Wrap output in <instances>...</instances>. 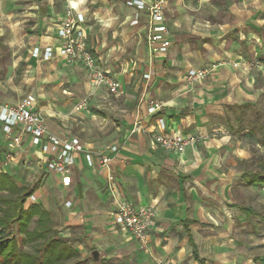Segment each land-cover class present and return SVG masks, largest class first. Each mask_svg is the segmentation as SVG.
<instances>
[{"label": "crops", "instance_id": "0c3cea01", "mask_svg": "<svg viewBox=\"0 0 264 264\" xmlns=\"http://www.w3.org/2000/svg\"><path fill=\"white\" fill-rule=\"evenodd\" d=\"M70 4L86 14L88 44L100 65L124 87L118 96L126 107L104 103L130 117L83 110L81 117H71L69 107L80 97L72 102V96L61 95L60 109L37 89L49 87L53 76L72 73L77 87L81 80L82 67L62 56H42L46 46L58 44L57 28ZM163 14L171 44L167 53L157 54L146 42L147 9L127 0H0V103L33 95L60 137H78L92 150L118 144L112 165L122 173L124 193L135 206L156 209L149 230L156 256L170 254L179 264H264V181H257L264 176V0H164ZM136 17L139 23L131 24ZM36 47L40 57L32 55ZM131 57L140 65L130 72ZM200 68L209 69L207 77L187 83L186 73ZM107 92L94 87L91 102L107 101ZM245 104L249 120L239 129L234 123L231 135L221 117L227 119L230 106ZM152 105L158 108L150 114ZM215 112L219 119H212ZM171 131L202 137L179 154L153 141L152 135ZM40 148L27 138L21 156L43 157ZM88 168L83 153L76 157L70 186L51 172L69 194L65 203L78 202L88 215L106 212L108 204L113 210L114 200L104 185L97 189ZM87 233L84 239L91 243Z\"/></svg>", "mask_w": 264, "mask_h": 264}, {"label": "built area", "instance_id": "2783aa9c", "mask_svg": "<svg viewBox=\"0 0 264 264\" xmlns=\"http://www.w3.org/2000/svg\"><path fill=\"white\" fill-rule=\"evenodd\" d=\"M127 4L135 6L138 10L147 9L146 33L149 47L157 54L167 53L170 40L165 36L169 33L164 22V0H155L148 4L146 0H127ZM86 14L69 5L66 16L57 28L58 44L48 45L43 53L39 47L32 50V55L49 60L54 56H62L71 62H79L86 69L91 82L95 86H105L115 95H123L124 87L111 72L102 67L95 52L88 44V33L85 29ZM136 17L131 24H138ZM209 74L208 68L191 69L186 73L185 80L191 84L204 80ZM149 76V75H148ZM75 110L87 108V101L81 100L75 105ZM158 106L152 105L148 113H155ZM160 124L164 123L159 118ZM31 139L35 147H41L43 157H35L40 166L59 176L64 186L72 183L73 167L76 157L84 154L87 166L102 167L106 169V186L114 200L111 212L113 222L129 232L142 245L147 242V234L154 223L155 212L151 205L135 206L130 200L124 198L111 171L114 156L119 152L118 144H108L102 149H88L78 137L63 138L49 129L46 118L37 109L36 98L28 95L17 104L0 103V140L2 141V166L9 165L11 161L19 162L17 152L26 139ZM153 141L167 150L183 154L188 146H194L199 136L181 131H171L152 135ZM1 162V161H0ZM66 205H71L70 201ZM158 264H176L172 260H160Z\"/></svg>", "mask_w": 264, "mask_h": 264}, {"label": "rangeland", "instance_id": "374dc122", "mask_svg": "<svg viewBox=\"0 0 264 264\" xmlns=\"http://www.w3.org/2000/svg\"><path fill=\"white\" fill-rule=\"evenodd\" d=\"M146 42L147 45L149 46L147 39ZM120 59L122 58L116 60L118 64H120ZM66 61H67L66 63H68L69 65L71 64L75 65L77 66V68L82 67V70L80 69L78 71V73H80V79H81L79 81L78 87L76 86V81L73 79L72 73H70V75L66 74L65 77H62L61 79L58 80L53 76L52 77L53 81L48 82V84H50L49 87H45V85L41 87L39 86L37 87V89L42 94L45 95L47 94L48 96L47 98L57 102L58 108L62 109L59 98H61V95H66V96H72V102H74L75 99L77 100L78 97H80L79 101L86 100L87 108L84 109L83 111L89 114L98 113L105 117L114 116V118L121 117V119L130 117L132 115L131 112L130 115L128 114L129 111L123 113L122 111L109 108L110 106L109 104H107L108 102H113L118 106L126 107V104L124 102L125 100L124 97L114 95L111 92L105 93V96H107L108 98L107 101L105 99H101L100 105L92 103L91 100L93 99V95H94L93 88L99 86H95L91 82V78L89 77L87 71L85 72L86 69L85 70L83 69V65H81L79 62L76 61L71 62L67 59ZM129 62L131 67V68L129 67L130 72L135 71V69L136 70L139 69L140 64L136 58L134 57L129 58ZM119 68H121L120 65ZM43 72H45L44 68H43ZM111 73L113 74V72ZM83 74L85 79L83 78ZM139 75H142V72H140ZM120 79L123 83L126 84V80L124 78L120 77ZM84 80L86 82H84ZM86 83H88L91 87L90 91L88 92H87L88 89L85 88ZM45 90L47 93H44ZM45 100L46 99L44 97L38 100L41 108L45 106L46 104ZM37 104L38 102L36 99V106ZM127 105L130 106V104ZM69 108H70V112H72V113L69 112L70 114L68 113L69 116L74 117L72 115L74 114L76 117L79 116L81 117V115H78V111L74 110V106H70ZM42 114L44 115L45 118L47 117V115H45L44 113ZM219 117L220 116L218 115V113L215 112L213 113L212 119L216 120L219 119ZM228 121L234 123L233 113L231 108L228 109L227 119H225L223 116L221 117L220 122L222 123V125H224L227 129L230 130L228 131L232 135L233 131L229 128L227 124ZM120 123L125 125V123L122 121H120ZM136 131L134 129V131L132 130V133H135ZM201 137L202 136H199V139ZM2 145H3L2 141L0 140V161H1L0 173L6 172L5 169H8L9 176L20 185L22 184L30 185L35 183L39 178H41L39 189H37L33 193V195L30 198H28V200L24 204V208L28 210L32 203H39L44 208H46L50 214L49 226L52 227L51 233L52 234L58 233L60 236L64 238L65 243L67 245L72 246L79 251L77 260H81V264H97L101 259H107L108 261L114 264H158L160 260H172L176 264H179L178 263L179 261L176 258L172 257L170 254L166 256L155 255L153 251V246L149 231L147 234V242L145 245H142L129 232H127L125 229L121 228L120 226L116 225L111 219V213H110L112 210L111 205L109 206L108 204L106 212H97L92 215H88V213L82 214L83 210H85L86 207L81 204H78V202H75L74 204L67 206L65 203V199L69 196V194L60 188V186L58 185L57 178H55V176L51 174L50 171L47 170L46 166H40V164L37 163L33 157L26 158L25 156H21L22 153L18 151L17 156L15 157L17 159H22V161L21 160L19 162L11 161L9 162L10 163L9 165L2 166L1 165L3 158L1 152V149L3 147ZM88 169H90L93 175L95 176L97 189L102 191L104 185V190L106 192H109L106 186L107 170L99 166L96 167L89 166ZM99 169H102V172H99ZM111 171L116 179L117 187L119 188L121 194L124 196V198L132 202V200L129 198L130 196L126 195L122 188V184H121L122 173L117 169V167L115 166L113 167L112 164H111ZM90 196H92V199L94 198L95 201L96 199L99 198L96 196L94 192H92ZM151 206L153 207L154 212L156 213V209L154 208V206L152 204ZM38 218H39V214L36 213L35 215H33L30 223L27 224V229L29 230L33 229L37 225ZM87 232H89L90 234L91 243H87L84 239V236ZM3 234L6 238H10V237L14 238L17 241V246L20 249L29 252H34L36 250V247H38L42 241L40 239L34 241L26 240L25 235L19 231L17 224L11 225L9 228L4 230ZM94 250H97L99 253L98 259H95L92 254ZM73 260L74 258L65 261V263L66 264L71 263ZM0 264H2L1 261Z\"/></svg>", "mask_w": 264, "mask_h": 264}, {"label": "trees", "instance_id": "16d2710c", "mask_svg": "<svg viewBox=\"0 0 264 264\" xmlns=\"http://www.w3.org/2000/svg\"><path fill=\"white\" fill-rule=\"evenodd\" d=\"M238 108L234 118L237 129L249 120V104L242 106H230L229 109ZM234 123L227 122L231 130ZM264 124V121H263ZM264 181V176H259L257 181ZM41 178L30 185L18 184L8 173H0V261L2 264H66L65 261L74 260L68 264H81L77 260L79 251L65 243V240L58 233L52 234V227L49 226V211L39 203H32L28 210L24 208L25 202L33 193L39 189ZM39 214L37 225L29 230L33 215ZM17 224L20 232L25 235L26 240H42L34 252L20 249L17 241L10 237L6 238L4 230L11 225ZM97 264H114L106 259H101Z\"/></svg>", "mask_w": 264, "mask_h": 264}, {"label": "water", "instance_id": "95a60500", "mask_svg": "<svg viewBox=\"0 0 264 264\" xmlns=\"http://www.w3.org/2000/svg\"><path fill=\"white\" fill-rule=\"evenodd\" d=\"M92 254H93V256H94L95 259H98L99 258V253H98L97 250H94Z\"/></svg>", "mask_w": 264, "mask_h": 264}]
</instances>
